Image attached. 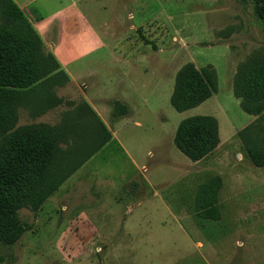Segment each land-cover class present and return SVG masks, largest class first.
I'll use <instances>...</instances> for the list:
<instances>
[{
    "label": "rangeland",
    "instance_id": "374dc122",
    "mask_svg": "<svg viewBox=\"0 0 264 264\" xmlns=\"http://www.w3.org/2000/svg\"><path fill=\"white\" fill-rule=\"evenodd\" d=\"M95 2L91 19L102 28L108 49L119 47L125 58L133 60L137 49L151 54V46L158 51L164 47L165 52L156 55L167 57L162 61L167 74L140 92L132 116L115 123L122 149L109 142L75 173L86 179L81 196L74 199L83 197L81 202H66L65 182L40 210H18L19 223L27 229L12 246L0 243V264H264V29L251 5L239 0ZM178 22L182 35L192 34L187 39L197 43L190 45V52L200 56L203 67L216 70L220 100L216 106L214 97L182 113L170 105L175 75L190 63L187 52L172 41ZM140 24L145 40H153L148 45L139 40L141 34L129 30L130 25ZM158 33H163L160 42ZM113 34L130 40L117 45L110 39ZM97 57L102 60L100 69L111 66L105 53ZM238 68L261 87L245 99L247 107L255 103L260 110L256 116L243 113L232 95L231 72ZM102 77L85 83L95 89L96 79ZM52 91L61 104L35 117L21 109L18 126L54 127L65 122L66 134V119L86 102L69 83ZM192 116L218 121L221 144L205 167H192L172 142L178 124ZM252 117L256 129L247 144L254 148L248 150L253 158L229 130L230 125L234 129ZM84 127L80 125L76 132L81 134ZM59 147L65 150L66 145ZM213 176L221 177L214 183L219 191L216 200L201 204V215L209 217L204 218L196 209V193ZM71 216L88 223L90 229L79 227L84 234H73L67 228Z\"/></svg>",
    "mask_w": 264,
    "mask_h": 264
},
{
    "label": "trees",
    "instance_id": "16d2710c",
    "mask_svg": "<svg viewBox=\"0 0 264 264\" xmlns=\"http://www.w3.org/2000/svg\"><path fill=\"white\" fill-rule=\"evenodd\" d=\"M239 1L251 5L254 17L264 29V0ZM245 75V71L238 68L232 93L243 112L256 116L260 110L255 103L252 108L247 107L245 99L259 93L261 87L255 84L256 78ZM69 82L14 1L0 0V243L7 246L15 244L27 229L19 223L18 210H40L110 139L87 103L83 107L88 110L89 118L83 107L72 112L73 116L66 119V134L63 132L65 122L54 127L18 126L21 109L35 117L59 106L61 101L52 89ZM217 91V74L211 65L197 70L188 63L175 75L170 105L176 112H184L198 107ZM80 125L85 126L84 132L78 134L76 130ZM253 125L254 121L238 133L247 155L248 150L254 151L247 144L256 129ZM60 144L66 145L65 150ZM173 144L192 162L201 160L219 144L217 121L202 116L184 119L176 129ZM249 155L253 158L251 153ZM217 180L211 179L198 188L196 209L202 217L199 208L216 198L218 190L214 183Z\"/></svg>",
    "mask_w": 264,
    "mask_h": 264
},
{
    "label": "crops",
    "instance_id": "0c3cea01",
    "mask_svg": "<svg viewBox=\"0 0 264 264\" xmlns=\"http://www.w3.org/2000/svg\"><path fill=\"white\" fill-rule=\"evenodd\" d=\"M13 1L19 7V9H21V11L25 13L26 17L32 24L34 30L40 36L46 49L53 54L61 70L68 76V78L70 79L69 84L74 87H77L80 90V93L83 94L84 100L87 103V105L94 112L100 123H102V125L105 127L106 131L110 134V139L107 141V143L104 146H102L98 151H96L90 157V159L94 155H96L100 150H102L109 142L112 141L117 143V145L122 149L121 143L116 138L115 135L116 129L114 128V125L119 120H125V119L127 120L130 116H132V114L134 113V108H136L138 105L139 100L137 99L139 97L140 92H142L143 90L144 91L148 90L151 87L152 82L155 81L156 77L162 78L166 76L167 73L165 72L162 66L163 65L162 61L167 60L166 59L167 57L165 58L161 56L157 57L156 53L158 50L156 47L154 48V46H151L152 47L151 54L150 52H146L144 50L142 52H139V50L137 49L136 56L133 58V60H128V58H125L124 54H122L121 51H119L120 50L119 47L108 49L106 41H104V38L102 37L99 31V29L102 30V28L99 27L98 29L94 25L90 15V13L95 10V3H97L95 2L96 0H24V1L13 0ZM39 11H41V13ZM129 18L134 19V16L130 15ZM140 26L141 24L138 26L130 25L129 30L136 32L139 35L141 34L140 36L138 35L139 40H142L145 44L148 45L149 43L153 42V40L150 39L145 40V37L142 36L143 32ZM173 29H174L173 31L174 33H173L172 41L179 44L180 49L187 52L188 56L190 57V63H192L197 70L203 68L202 63H200L201 62L200 56L197 55L194 56L190 52V48H192V46L190 45L197 44L195 42H189V39H187V38H191L192 34L182 35L181 33L182 26L181 24H179V22L174 24ZM156 37L158 38L157 39L158 42L162 41L163 33L161 34L158 33ZM110 39H113V42H115V44L117 45L123 42L124 40H130L128 36L123 37V36H117L116 34L111 35ZM139 40H137V42ZM224 47L225 49H229L228 45H224ZM158 52L160 54H163V52H165L164 47H162V49H159ZM171 52H172L171 54H173V51ZM101 53L106 54V58L111 62L110 67H103L101 69L98 67V64H101L102 60L99 59V57L97 56L100 55ZM229 58H230V53H229ZM154 60H158V62L155 63ZM152 65H154L153 68L151 67ZM235 73L236 72L234 71V69H232L231 76L233 75V78ZM100 75H102L103 77L102 79H98V80L96 79L98 87H96L95 89H94L95 86L89 87V85L85 83V81H88L89 78L91 79ZM79 81H82L81 85H79ZM232 84H233V79H232ZM105 93H108L110 95L104 96ZM217 93L210 97V98L214 97L213 103L215 104V106L217 105V103H220ZM96 96L99 98H97ZM235 100L237 102V105H239L240 103L239 100L236 98ZM169 102H170V98H169ZM178 113H182V112H178ZM202 117H212V116H202ZM214 119L217 121L216 118ZM252 120L253 117L252 119L248 118L247 121L243 123L244 125L240 123L239 125H236L234 129L230 125L229 130L230 132L234 131L236 137L239 139L238 133L242 131L245 127H247L249 124H251ZM136 124L139 127L140 124L139 123ZM217 125H218V121H217ZM218 136H219V126H218ZM220 144H221V139L219 137L218 146L210 154H208L207 156L196 162H192L190 160L193 163L192 167L200 166V165L203 167L208 166L210 164L209 160L213 159L214 157L213 155L215 151H217V149L219 148ZM90 159H88L85 163H87ZM85 163L76 171L77 173L85 165ZM75 175H72L66 181V202L69 201V203L75 201L81 202L83 200V197H79L82 198L80 200L79 198L77 200L74 199L80 195V191H81L80 188L83 186L86 179L85 176L83 175L81 176H77V174ZM217 178L219 179V181H221L220 176H213L212 178H210L208 181H206L201 185L208 183L211 179H217ZM144 183L147 184V181L145 179H144ZM201 185H199L198 188ZM142 188L144 189L143 184H142ZM218 191H217V195H218ZM196 197H197V193H196ZM67 208L68 207L66 205V210H68ZM76 218L77 216L70 217L71 221L68 220L69 223L67 224V228H69L70 230L71 229L74 230L73 234H84V231L78 230L79 227H82V229L80 230H87L88 228L90 229L91 226L86 222L84 224L81 223L79 219ZM85 233L94 234L92 232H85Z\"/></svg>",
    "mask_w": 264,
    "mask_h": 264
}]
</instances>
